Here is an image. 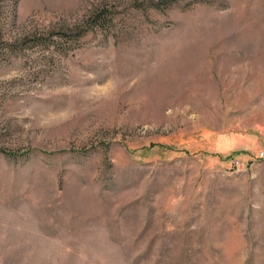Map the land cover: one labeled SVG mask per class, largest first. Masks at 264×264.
Instances as JSON below:
<instances>
[{
	"label": "rangeland",
	"instance_id": "374dc122",
	"mask_svg": "<svg viewBox=\"0 0 264 264\" xmlns=\"http://www.w3.org/2000/svg\"><path fill=\"white\" fill-rule=\"evenodd\" d=\"M0 264H264V0H0Z\"/></svg>",
	"mask_w": 264,
	"mask_h": 264
},
{
	"label": "built area",
	"instance_id": "2783aa9c",
	"mask_svg": "<svg viewBox=\"0 0 264 264\" xmlns=\"http://www.w3.org/2000/svg\"><path fill=\"white\" fill-rule=\"evenodd\" d=\"M236 165L239 167L241 166L240 161L238 159L236 160Z\"/></svg>",
	"mask_w": 264,
	"mask_h": 264
}]
</instances>
